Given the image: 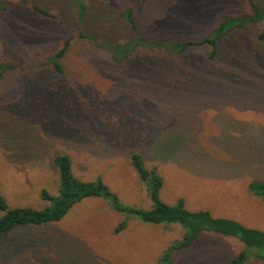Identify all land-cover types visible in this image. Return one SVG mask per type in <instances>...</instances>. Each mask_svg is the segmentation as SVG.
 <instances>
[{
    "label": "rangeland",
    "instance_id": "rangeland-1",
    "mask_svg": "<svg viewBox=\"0 0 264 264\" xmlns=\"http://www.w3.org/2000/svg\"><path fill=\"white\" fill-rule=\"evenodd\" d=\"M20 1L0 8V62L11 65L0 75V186L9 206L50 205L42 191L58 194L54 157L64 153L77 177H101L123 205L150 208L135 151L163 177V201L183 198L190 210L264 230V198L249 188L264 181V25L229 31L213 59L207 46L176 55L144 46L118 63L80 36L127 40L135 30L123 12L133 7L143 39H197L222 15H250L248 0H85L82 22L74 0H33L56 18ZM67 39L60 73L49 56ZM198 83L217 90L204 93ZM184 232L179 223H146L107 198L87 197L59 221L11 230L0 264H158ZM243 247L203 230L174 263L227 264Z\"/></svg>",
    "mask_w": 264,
    "mask_h": 264
},
{
    "label": "trees",
    "instance_id": "trees-1",
    "mask_svg": "<svg viewBox=\"0 0 264 264\" xmlns=\"http://www.w3.org/2000/svg\"><path fill=\"white\" fill-rule=\"evenodd\" d=\"M23 4L29 5L33 11L46 17L56 18L57 16L47 8L33 0H21ZM76 3L77 18L79 21L85 19L87 3L85 0H74ZM251 8L250 15H222L215 27L209 34L202 35L197 39L183 40H162L149 41L143 39L137 32V20L133 7H128L123 12L125 20L135 30L133 36L125 41H112L109 39L98 40L94 36L80 33L81 37H86L97 47L106 49L111 58L122 63L130 59L141 47L159 48L162 52L170 55L182 54L189 48L197 46L210 47L208 57L213 59L218 52L219 41L231 30L248 23H262L264 25V8L255 0H248ZM0 8H5L3 0H0ZM259 39L264 41V30L259 34ZM69 39L63 46L54 51L49 56L52 66L60 73L64 72L61 59L69 47ZM11 67L9 63L0 62V75ZM204 93H211L217 90L211 86L198 83ZM217 88V86H216ZM220 89H218L219 91ZM213 92V91H212ZM212 94V93H211ZM210 94V95H211ZM131 161L140 177L149 181V194L153 200L150 208H140L123 205L118 195L103 181L101 177L96 180H83L77 177L72 169V159L68 154L58 153L54 157V162L58 168L60 176V188L56 195L49 193L46 189L42 191V197L50 201V205L45 208H35L30 206L8 205L6 197L2 193L0 186V250L4 236L20 225H41L43 223L56 222L61 220L72 206L87 197H104L110 200L111 205L118 211L135 214L140 220L146 223H179L185 228L183 237L168 247L160 257L158 264H175L174 254L179 250L188 248L197 238L201 231L212 230L239 239L244 247L227 264H245L252 256L264 260V230L249 227L241 222L222 216H215L207 209L190 210L185 205V199L180 198L176 204H169L160 198L159 190L163 184V177L157 172L155 167L147 168L143 156L139 152L130 153ZM250 190L264 198V181L257 179L249 182ZM125 222H121L117 230L123 228Z\"/></svg>",
    "mask_w": 264,
    "mask_h": 264
}]
</instances>
